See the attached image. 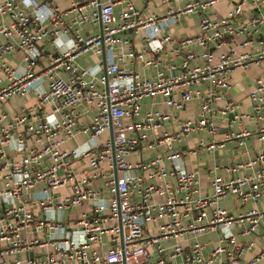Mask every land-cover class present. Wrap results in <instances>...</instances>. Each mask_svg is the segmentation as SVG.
Returning <instances> with one entry per match:
<instances>
[{
  "label": "built area",
  "instance_id": "obj_1",
  "mask_svg": "<svg viewBox=\"0 0 264 264\" xmlns=\"http://www.w3.org/2000/svg\"><path fill=\"white\" fill-rule=\"evenodd\" d=\"M161 1L167 7L158 14L133 0H71L65 9L55 0H0V103L30 94L35 99L6 124L0 112V199L7 203L0 210V264H258L264 259V247L247 260L240 258L254 247L264 210L233 214L218 205L227 196L264 198V150L228 167L234 171L257 165L255 171L227 179L215 176L212 193L201 195L196 171L186 167L174 146L193 132L217 133L218 115L227 120L231 114L232 121L264 119V78L257 77L249 92L251 114H239L237 103L227 97L236 68L264 62L263 0H230L218 18L210 14L226 0ZM249 1L255 12L242 18ZM117 4L123 8L116 15ZM186 14L199 15L198 30L175 42L169 30ZM86 25H99V31L84 36L80 29ZM236 35L244 36L243 45L256 35L258 48L236 55L232 47L215 54ZM132 36L141 37L139 49ZM167 44L175 45V53H185L178 71L168 74L158 68L153 78H145L120 65L127 57L143 61L149 53L145 64L158 66ZM194 44L201 46L199 54L190 49ZM16 51L22 65L11 66L5 57ZM88 54H103V63L80 64ZM196 58L200 63L189 66ZM156 95L175 109L198 100V113L178 131L158 135L166 114L148 110L137 120L142 100ZM221 100L223 106H217ZM85 113L91 114L87 121ZM147 131H155L153 139L148 140ZM260 131L264 140V127ZM252 133L240 129L225 139L236 138L242 145ZM79 134L85 135L82 141L62 148ZM6 145L18 157L5 158ZM156 146L163 148L161 153L136 163L125 159ZM199 146L213 151L224 142L200 140ZM75 161L83 164L80 171ZM38 183L43 188L33 199L36 205L22 200ZM65 186L70 193L57 200L53 191ZM88 199L89 211L75 220L66 218L65 212ZM149 222L158 223L154 234L146 231ZM240 224L248 237L243 242L234 232ZM210 230L219 232V244L205 258L198 241L187 251L175 243L162 253V239L186 233L196 239ZM105 243L109 247L100 250ZM152 247L158 253L155 260ZM223 253L226 259L220 257Z\"/></svg>",
  "mask_w": 264,
  "mask_h": 264
},
{
  "label": "crops",
  "instance_id": "obj_2",
  "mask_svg": "<svg viewBox=\"0 0 264 264\" xmlns=\"http://www.w3.org/2000/svg\"><path fill=\"white\" fill-rule=\"evenodd\" d=\"M135 5L144 9L145 11L150 10L155 13H161L166 9L165 3L161 0H133ZM189 0H181L180 4L184 5ZM57 6L61 9L68 8L70 6L71 0H55ZM231 6V1L226 0L224 2L218 3L215 6L214 11L210 14L213 18H218L222 14H224L227 9ZM123 8V4H117L114 7V13L117 15L120 13L121 9ZM245 11L242 14V18L250 16L253 11V7L251 2L245 5ZM262 12H264V0L262 4ZM198 21L199 15L198 14H186L181 15L180 20L177 24L170 28L169 33L172 38L176 41L180 40L183 37L194 35L198 30ZM76 27H78L76 25ZM262 30V27H261ZM99 31V25L90 26L86 25L80 29V33L84 36L96 34ZM132 43L134 47L137 49L140 48L141 37L140 36H132L131 37ZM244 36L243 35H236L234 37H230L227 41L226 46H222L221 49L217 50L215 54H218L221 51H226L229 48L234 49L235 54L238 55L243 52H248L251 50H255L258 48L256 42V35H253L250 42L243 45ZM175 44V43H174ZM176 45V44H175ZM174 45V46H175ZM172 44H167L165 47V52L161 57V61L158 66H154L153 64H145V60L151 57V54L144 53L143 61L131 59L129 57L125 58L120 65L126 69L132 68L137 71L142 77L145 78H153L156 74V70L158 68H164L168 74L173 73L174 71H178L181 68V64L184 58V52L175 53L172 48L174 47ZM191 50L195 51L199 54L202 51L201 46L194 44L190 47ZM103 54L98 56H93L92 54H88L86 57L81 58L79 60L80 64H85L87 61L95 62V61H102L103 63ZM22 54L19 51H16L12 54H9L5 57V60L11 66H19L22 65ZM199 59H192L189 61V66H193L195 64H199ZM64 76L65 73H63ZM257 77L264 78V62L260 63L259 65L251 64L248 67H238L232 73L231 78V88L227 92V97L234 100L237 105V112L239 114H251L252 106L251 100L249 98V92L254 87V83ZM34 96L32 94L20 98L17 96L11 97L6 102L0 103V112L4 113V123L10 122V120L17 115L22 108H26L31 106L34 102ZM217 106H223L224 101H218ZM148 110H158L168 117L160 122V126L157 128V134L161 135L162 132H176L180 129L182 123L188 119L196 117L198 110H199V101L192 100L187 102L184 107L175 109L166 104L165 97L161 95H156L152 97H147L142 100L141 102V110L140 114L137 117V120H141L143 115ZM90 113H85L83 115V120L87 121L90 119ZM231 114L228 115V119H222L220 115H218V125L219 129L217 133L214 135H210L206 132H193L190 133L188 136L183 138L180 142H174V146L181 151L182 156L184 158V162L187 168L193 169L197 173V177L199 180V190L201 195H207L212 193L211 182L215 176H221L225 179L230 178L232 176H241L246 173H252L255 171L258 166L255 165L253 168L242 167L231 171L228 167L234 163L238 162H246L257 153L264 150V140L259 139V135L261 134V127H264V119H257L254 117H243L241 119H237L235 121L231 120ZM240 129H249L253 133L250 136L245 137L244 143L242 145H238L236 138L225 139L226 135L231 132H238ZM149 134L148 140L153 139L155 135V131H147ZM133 135V133H130ZM85 138V135L79 134L76 135L74 138L66 141L63 143V149H70L74 147L77 143L82 141ZM200 140H207V141H216V142H224V146L217 148L213 151H208L207 149L200 147L199 143ZM28 143L30 141L28 140ZM7 155L5 158H16L18 155L13 152L9 148L8 145L4 147ZM161 146H156L153 149H138L125 157V159L130 163H136L138 161L144 160L155 153H161L162 151ZM216 152V154H215ZM4 158V159H5ZM73 165L76 167L77 171L82 169L83 164L81 162H74ZM138 173L146 176V171L138 170ZM147 182V181H146ZM99 184V181L92 182V186ZM43 188V184L38 183L31 187L22 197V200L28 201L33 205L34 197H36L37 193L40 189ZM70 193V188L65 186L61 187L55 191H53V195L58 198V195H67ZM100 196H107L106 193H101ZM113 196V194H112ZM158 200V199H156ZM92 201L90 199L84 201L80 206L74 207L70 211L65 212L66 218L69 220H75L79 217L82 212H87L91 208ZM4 205H7L5 201L0 199V210ZM218 205L222 208L227 209L229 212L233 214H239L247 211L248 209H257V210H264V198L259 199L258 201H242L241 199L235 198L233 196H227L223 199L218 201ZM242 226L237 225L234 228V232L236 238L239 242H243L248 239L247 236L242 234ZM146 231L148 233L154 234L157 231L158 223L157 222H149L146 225ZM264 220L262 221L261 226L258 228L257 232L253 235L255 240L254 247L244 252L240 258L242 260H247L251 258L255 253L260 251L264 247ZM220 234L217 230L214 231H207L200 234L196 239L192 238L190 234H184L182 237L178 239L173 238H166L160 241V246L163 248L162 253H166L172 250V247L175 243H180L184 249L187 251L194 241H198L202 244V255L203 257H207L211 251L219 244ZM108 236H104V241H107ZM107 243V242H106ZM105 243V244H106ZM223 245L230 250L232 248L231 245L224 242ZM94 247H98V244H94ZM109 247L108 244L103 245L100 247V250H106ZM152 260H155L158 257V253L156 252L155 248L152 247ZM220 257L222 259H226L225 253L221 254ZM202 264V263H197ZM209 264H219L218 261L211 262ZM258 264H264V259L261 260Z\"/></svg>",
  "mask_w": 264,
  "mask_h": 264
},
{
  "label": "water",
  "instance_id": "obj_3",
  "mask_svg": "<svg viewBox=\"0 0 264 264\" xmlns=\"http://www.w3.org/2000/svg\"><path fill=\"white\" fill-rule=\"evenodd\" d=\"M231 118H232V116H231ZM215 154H216V152H215Z\"/></svg>",
  "mask_w": 264,
  "mask_h": 264
}]
</instances>
